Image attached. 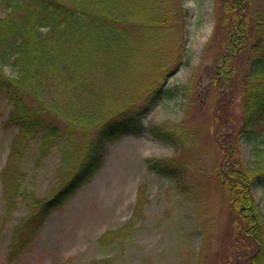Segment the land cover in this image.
Returning a JSON list of instances; mask_svg holds the SVG:
<instances>
[{
  "label": "rangeland",
  "instance_id": "1",
  "mask_svg": "<svg viewBox=\"0 0 264 264\" xmlns=\"http://www.w3.org/2000/svg\"><path fill=\"white\" fill-rule=\"evenodd\" d=\"M253 2L264 9V0ZM172 3L176 17L158 31H167L160 60L173 62L161 79V98L142 116L145 132L107 142L95 177L33 233L36 201L50 197L68 176L65 142L9 165L16 127L6 124L11 104L0 99V264H247L242 242L231 235L233 209L219 180L229 146L249 166L257 159L255 147L264 146V135L255 140L238 133L245 56L236 52L231 87L222 89L213 72L231 49L228 36L217 33L221 0ZM6 11L0 0V19ZM181 36L184 51L177 55ZM5 71L15 74L10 67ZM180 123L189 138L177 140L176 147L172 140L181 132ZM154 127L170 131L173 139L155 137ZM149 157L182 162V181L149 169ZM6 166L14 171L10 188L3 177ZM253 194L264 213V179L255 180Z\"/></svg>",
  "mask_w": 264,
  "mask_h": 264
},
{
  "label": "trees",
  "instance_id": "2",
  "mask_svg": "<svg viewBox=\"0 0 264 264\" xmlns=\"http://www.w3.org/2000/svg\"><path fill=\"white\" fill-rule=\"evenodd\" d=\"M2 2L7 11L0 19V99L10 102L6 124L16 127L9 165L27 153H47L65 142L68 176L50 197L36 201L33 233L53 209L95 177L103 166L107 142L145 132L142 116L161 98V79L171 71L169 61L173 62L160 60V41L167 31L158 30L177 9L172 0ZM178 11L185 14L187 9ZM216 28L228 36L231 52L214 68L213 77L222 89L230 88L235 74L232 60L236 52L245 56L239 82L243 122L238 133L260 139L264 135V9L253 0H221ZM183 38L178 40L177 55L184 51ZM183 127L180 123L181 132L172 140L176 147L180 146L177 140L188 142ZM151 132L173 139L161 127ZM254 154L257 159L249 166L229 146L219 180L233 209L231 235L242 242L247 264H264V213L253 194L255 180L264 179V146L257 145ZM74 155L76 160L71 162ZM147 165L182 181V162L175 158L149 157ZM13 174L6 166L7 188L12 186L8 181Z\"/></svg>",
  "mask_w": 264,
  "mask_h": 264
}]
</instances>
